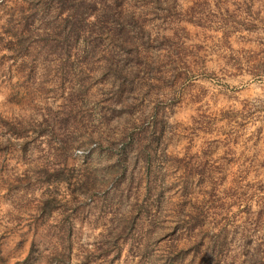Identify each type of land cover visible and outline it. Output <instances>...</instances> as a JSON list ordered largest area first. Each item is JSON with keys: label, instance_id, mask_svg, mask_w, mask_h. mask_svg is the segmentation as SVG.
<instances>
[{"label": "rangeland", "instance_id": "1", "mask_svg": "<svg viewBox=\"0 0 264 264\" xmlns=\"http://www.w3.org/2000/svg\"><path fill=\"white\" fill-rule=\"evenodd\" d=\"M0 264H264V0H0Z\"/></svg>", "mask_w": 264, "mask_h": 264}, {"label": "trees", "instance_id": "2", "mask_svg": "<svg viewBox=\"0 0 264 264\" xmlns=\"http://www.w3.org/2000/svg\"><path fill=\"white\" fill-rule=\"evenodd\" d=\"M75 8V5H73V9Z\"/></svg>", "mask_w": 264, "mask_h": 264}]
</instances>
